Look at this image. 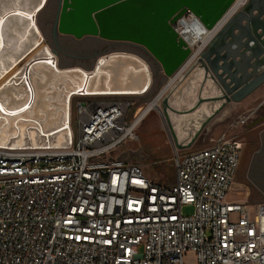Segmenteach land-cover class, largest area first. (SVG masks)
<instances>
[{
    "label": "built area",
    "instance_id": "2783aa9c",
    "mask_svg": "<svg viewBox=\"0 0 264 264\" xmlns=\"http://www.w3.org/2000/svg\"><path fill=\"white\" fill-rule=\"evenodd\" d=\"M184 25L203 27L190 11L171 25L189 55L170 86L209 40L191 45ZM133 105L92 97L69 115L66 144L0 146V264H264V202L226 200L241 143L221 134L193 151L174 147V181L160 184L112 157L150 112L138 120L145 108L133 117Z\"/></svg>",
    "mask_w": 264,
    "mask_h": 264
},
{
    "label": "bare ground",
    "instance_id": "6f19581e",
    "mask_svg": "<svg viewBox=\"0 0 264 264\" xmlns=\"http://www.w3.org/2000/svg\"><path fill=\"white\" fill-rule=\"evenodd\" d=\"M43 1L0 0V7L1 4L10 5L15 2V6L0 12V146L3 147L7 145L14 148L27 146L60 147L66 144L70 137V99L74 95H79L77 91L81 88H83L81 89L82 95L133 96L143 92L150 83L146 62L140 56L130 52H114L105 59L100 58L99 63L91 69L93 76L88 79L85 85L83 76L75 72L79 71L85 74L84 69L77 66L61 68L56 63L51 67V53L43 41L38 42L37 38L40 31L37 25H35L36 29L33 28L30 21H24L21 16H12L4 21L1 19L3 14L10 11L29 15ZM223 1L171 0L167 3H161L154 0L155 3L142 6L139 0H134L131 3L134 9L133 13L129 14L125 10L118 15L119 18L128 21V25H119L114 20L112 7L108 11L95 14L94 19L101 27L100 29L108 34L118 35L119 31H123L125 36L147 41L157 53L162 55L163 60H167V63L173 68L175 56L179 59H182L183 56L176 52L175 46L169 39L168 32L170 29L167 27V19L169 22H171V19L178 21L186 11L185 3L192 6L197 11L196 14L194 12L192 14L197 17L199 23L203 25V22H205L212 27L206 30L203 25L201 29L197 28L191 31L184 25L182 27L183 34L187 33L184 37H188L187 41L191 45L201 41L204 43L212 37L226 18L246 2V0H237L235 4L229 7L225 15H221L223 10L228 7L222 4ZM11 18H16L23 24L26 22L24 33L18 36L16 44L17 49L23 43L22 47L17 52L11 48L13 50L11 54H14V56L8 55L9 43L3 37L4 26L8 20L11 21ZM164 20L166 21L164 22ZM113 25H117V31L113 29ZM7 27L9 28L10 25H7ZM12 33L10 31L8 35H12ZM30 33H32L31 36H29ZM165 35L167 36L165 37ZM172 53L174 57H171ZM40 58L47 59V63H35L28 70L29 96L22 69L31 59ZM112 58L117 60L109 62ZM200 79L201 76L194 73L188 78L185 85L178 87L176 91L174 89L170 96V104L173 105L183 100L184 95H187L191 100L190 95L195 91L196 83ZM169 87L170 84H166L160 95L143 110L138 120L151 109L159 108L160 96L166 93ZM172 97L175 98L172 99ZM170 116L172 121L178 120L175 128L180 130L184 118L178 119L171 113ZM183 135L184 133L179 138Z\"/></svg>",
    "mask_w": 264,
    "mask_h": 264
},
{
    "label": "water",
    "instance_id": "95a60500",
    "mask_svg": "<svg viewBox=\"0 0 264 264\" xmlns=\"http://www.w3.org/2000/svg\"><path fill=\"white\" fill-rule=\"evenodd\" d=\"M133 1L134 0H58L55 20L52 27L53 39L55 40L57 35L68 36L77 40L91 37L108 42L126 43L138 46L144 49L156 61L166 79L172 77L176 72L180 73L185 66L183 63L186 62L189 49L186 48L183 41L180 40L173 31L171 25L174 23V19H171V22H169V20L165 18L167 19V27L170 29L168 32L170 38H168L175 46L174 49L176 52L183 57L179 59L175 56L173 68L167 63V60H163L162 55L157 53L147 41L141 38L125 36L123 31H119L118 35H113L112 33L108 34L106 31L101 30V27L96 23L94 15L102 11H108V9L112 7V14L115 16L114 20H116L119 25H128L129 22L119 18L118 15L121 14V11L123 12L125 10L129 14L133 13L134 9L131 5ZM168 1L171 0H156V2L161 3H167ZM139 2L142 6L155 3L154 0H139ZM45 3L46 0L39 3L29 15L10 11L3 14L1 19L4 21L12 16H21L24 21L29 20L32 27L35 28L36 16L44 7ZM185 4L184 7L186 11L197 13L192 6L187 3ZM222 4L228 6L221 14L225 15L229 7L235 4V0H224ZM184 11L183 8V12ZM202 20L201 18V21ZM165 21L166 20H164V22ZM203 25L206 30L212 27L205 22H203ZM113 29L117 31V25H113ZM166 36L167 35H165V37ZM37 39L38 42L43 41L41 34ZM114 52L116 53L118 51ZM114 52L103 54L100 58L105 59ZM50 53V66L53 67L55 63L57 64V52L51 48ZM173 55L172 53L171 57H174ZM99 59L96 61L95 65L99 63ZM35 63H47V59H31L22 69L25 86L28 89L29 96L30 88L27 83L28 70ZM146 64L148 66L147 72L149 73L150 83L143 92L133 96L143 95L153 85V71L150 69L147 62ZM192 71L198 76H201L202 79L201 88L198 90L193 105L183 110L176 109L170 104L169 96H165L161 101V109H158L161 121L165 122L170 142L177 149H184L190 146L195 137L200 134L207 124L211 122L225 106L231 103H239L264 84V0H247L240 9L238 8L226 18L208 40L206 46L197 54L195 61L188 68L186 74H184L178 82L187 77ZM75 72L83 76L84 85L87 83L88 79L93 76L91 70L85 71V74L79 71ZM165 86L166 85H164V87ZM176 86L177 84L173 86V90L176 89ZM164 87L162 89H164ZM203 88L211 89L214 95L208 97L203 96ZM81 89L77 91L79 94L78 96H87L82 95ZM162 89L156 94V97L160 95ZM190 96L192 97V95ZM215 102H219V106L212 109L210 114H208L203 105ZM170 113L178 114V119L181 117L184 118L181 128L187 126L194 129V135L187 144L179 146V134L175 131ZM262 120L263 119L256 120L253 124L259 123Z\"/></svg>",
    "mask_w": 264,
    "mask_h": 264
},
{
    "label": "rangeland",
    "instance_id": "374dc122",
    "mask_svg": "<svg viewBox=\"0 0 264 264\" xmlns=\"http://www.w3.org/2000/svg\"><path fill=\"white\" fill-rule=\"evenodd\" d=\"M23 1L24 0H22V2ZM25 3L27 4L28 2L26 1ZM12 6H15V2H12L10 5L1 4L0 12L3 10H8ZM55 14L56 3H51L41 9V11H39L36 16V25L44 39L43 42L49 51L51 49L50 43H52L51 35ZM6 23L3 30V37L5 41L9 43L7 48L8 55L14 56V54H11V52H13V50L17 52V50L22 47L23 43L18 49L16 44L18 36L24 33L26 22L23 24L16 18H11V21L8 20ZM7 25H10V27L8 28ZM10 31L13 32L12 35H8ZM31 35L32 33H30L29 36ZM57 36L62 38L64 37L62 35ZM64 38L66 40V37ZM67 38V42H62L65 48H62V51L57 53L56 56L57 64L61 68L77 66L84 69L85 71H90L94 67L96 61L102 57L103 54L114 51L130 52L140 56L149 64L150 69L153 71V78L155 69L154 67L159 68L156 61L144 49L138 46L126 43L108 42L91 37H85L79 40L72 37ZM11 48H13V50H11ZM116 60V58L115 60L112 58L109 60V62ZM166 81L167 79L165 82ZM165 82L160 87V90L164 87ZM176 90L177 89H175V91ZM157 91L159 92L156 86L154 87V85H152L151 88L143 95L105 96H108L109 98L130 100L134 104L132 111L133 117H135L139 111L146 108L147 105L150 104V102L158 93ZM173 91L172 85L169 87L166 93L162 95L158 104L159 110L161 109L162 99L165 96H169L170 98ZM195 94L196 91L191 93V100H189L187 95H184L183 102L180 105L172 106L176 109H186L191 104V102H193ZM96 96L99 95H74L71 97L69 115L71 114L73 116L74 110L78 104H84L86 101L90 100V98ZM174 98L175 97H172V99ZM158 109H151L150 112L140 121L136 128L137 139L135 141L125 142L121 147L113 152L112 157L121 159L127 163L136 164L140 166L144 175L148 179L160 184L169 185L174 181V168L172 162L174 151L169 145V133L167 131L165 122L161 121ZM245 114H251V117L245 122L244 125L238 124L235 128L230 127L232 122ZM173 115L178 117V114ZM259 116H264V103H261L258 106H250L247 110H242L241 112L230 115V117L221 125V127L214 129L209 133L202 132L196 139L195 149L208 146L211 142L210 139L214 140L221 134H225L227 138L235 139L241 143L240 162L235 180L232 182L230 190L227 193V201L247 202L245 201V192H248V203L254 201L264 202V131H261L264 129V121L253 124L256 120H258ZM177 121L178 120L172 121L174 127L176 126L175 124ZM188 128L189 127L187 126L184 127V129ZM163 129L166 131V134L163 132ZM186 135L187 134L185 133L184 136ZM185 141H189V139ZM186 151L189 152L190 150ZM191 211V207H185L183 209L184 214H190ZM190 259L193 258L190 257Z\"/></svg>",
    "mask_w": 264,
    "mask_h": 264
},
{
    "label": "crops",
    "instance_id": "0c3cea01",
    "mask_svg": "<svg viewBox=\"0 0 264 264\" xmlns=\"http://www.w3.org/2000/svg\"><path fill=\"white\" fill-rule=\"evenodd\" d=\"M242 24H244V23H242ZM154 68H155V70H154V84L153 85H154V87L156 86L157 90L160 91V87L163 85L166 78L164 77L163 73L161 72V70L159 68H157V67H154ZM187 71H188V69H186L183 72V74L184 73L186 74ZM194 73L195 72L192 71L191 73H189V75L187 77L183 78L180 82H178L176 89L180 86L185 85L188 78L191 77ZM201 82H202V79H200L196 83V94H195L193 102L196 100V95L198 93V90H200V88H201ZM202 91H203V96H205V97L214 95V92L211 89L203 88ZM182 102H183V100L176 102L173 105L177 106V105H180ZM193 102H191V104L187 108L191 107L193 105ZM261 103H264V84L260 88H258L256 91H254L252 94H250L248 97H246L245 99L240 101L239 103H231V104L225 106L217 114V116L211 122H209L207 124V126L200 133H202V132L209 133V132L213 131L214 129L221 127V125L230 117V115L241 112L242 110H247L250 106H253V105L258 106ZM219 104H220L219 102H215V103H207V104H204L203 106H204L205 111L208 112V114H210L211 110L218 107ZM261 119H263L262 121H264V117H261ZM261 119H259V120H261ZM175 131H177L176 133L179 134V136L182 133L188 134L186 136L183 135L181 138H179V136H178L179 146L187 144L189 141H185V140H187V139L190 140L192 138V136L194 135V129L192 127H189L188 129L181 128L180 130H177L175 128ZM261 131H264V129ZM163 132L166 134V131L164 129H163ZM197 137H195V139L193 140V142L190 146H188L187 148H184V149H180V150H182L183 153L187 152L186 150H190V151L195 150V142H196ZM210 140H213V139H210ZM169 145H170L171 149H173L175 147V146H173V144L171 142H169ZM245 197L247 198V200L245 198V201L248 202V197H249L248 192L247 193L245 192ZM256 203H260V202H258V201L251 202V204H256Z\"/></svg>",
    "mask_w": 264,
    "mask_h": 264
},
{
    "label": "flooded vegetation",
    "instance_id": "af4514ba",
    "mask_svg": "<svg viewBox=\"0 0 264 264\" xmlns=\"http://www.w3.org/2000/svg\"><path fill=\"white\" fill-rule=\"evenodd\" d=\"M57 1L58 0H46V3H45V5H44V7L46 6V5H49V4H51V3H56V10H57ZM43 7V8H44ZM42 8V9H43ZM54 20H55V17H54ZM54 23V22H53ZM64 37H66V40H65V38ZM63 38L62 37H59V36H56V39L54 40L53 39V36L51 35V38H52V43H50V45H51V48L52 49H54L57 53H60L61 51H62V48L64 49L65 48V46L63 45V43H65V42H67V37L68 36H64ZM43 41H44V39H43ZM63 42V43H62ZM73 97V96H72ZM69 109H70V103H69ZM261 117H264V116H259L258 117V120L259 119H261Z\"/></svg>",
    "mask_w": 264,
    "mask_h": 264
},
{
    "label": "trees",
    "instance_id": "16d2710c",
    "mask_svg": "<svg viewBox=\"0 0 264 264\" xmlns=\"http://www.w3.org/2000/svg\"><path fill=\"white\" fill-rule=\"evenodd\" d=\"M155 70V69H154Z\"/></svg>",
    "mask_w": 264,
    "mask_h": 264
}]
</instances>
